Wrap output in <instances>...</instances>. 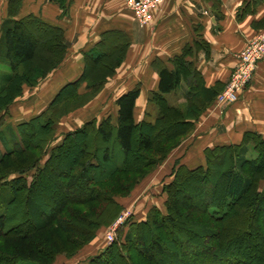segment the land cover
<instances>
[{
  "label": "trees",
  "instance_id": "1",
  "mask_svg": "<svg viewBox=\"0 0 264 264\" xmlns=\"http://www.w3.org/2000/svg\"><path fill=\"white\" fill-rule=\"evenodd\" d=\"M22 1L8 0L7 17L0 23V60L6 67L0 73L5 78L0 111L22 95L25 85H35L55 69L68 48L63 27L32 13L17 17ZM50 1L61 9L59 18L68 15L72 0ZM253 26L264 27V16ZM109 37L114 40L108 44ZM129 45L130 37L122 30L101 32L94 45L82 51L78 77L64 83L46 108L17 124L19 144L5 147L6 142L2 143L0 187L5 185L9 194L0 205V263L27 259L51 264L60 254L75 255L123 209L119 199L129 196L193 131L224 86L220 81L205 86L201 73L187 58L192 52L187 44L169 59L172 68L155 64L157 88L148 95V102L157 109L153 120L147 118L150 112L139 121L134 119L140 91L136 85L116 98L114 119L110 115L89 119L50 146L59 118L100 91L115 74ZM194 47L209 50L205 41L195 42ZM181 81L189 96L184 106L172 105L165 95ZM82 85L86 91L80 92ZM250 145L255 155L248 157ZM34 150H39L37 158ZM203 154L204 165L188 167L176 161L172 179L162 185L163 209L152 205L142 219L129 216L123 224L124 236L85 264H194V256L201 253L210 254L218 264H264V251L257 257L245 253L249 236L255 232L252 221L264 204V136L247 130L239 143L206 147ZM120 157L123 162L118 161ZM65 163L68 171L62 173ZM34 167V175L27 180L23 174ZM12 173L16 176L6 178ZM44 178L58 188L48 209L41 193L35 195ZM188 185L195 188V197ZM70 191L78 195L69 197ZM159 256L166 259L158 260Z\"/></svg>",
  "mask_w": 264,
  "mask_h": 264
},
{
  "label": "crops",
  "instance_id": "2",
  "mask_svg": "<svg viewBox=\"0 0 264 264\" xmlns=\"http://www.w3.org/2000/svg\"><path fill=\"white\" fill-rule=\"evenodd\" d=\"M7 2L0 0V23L7 17ZM60 12L50 0H23L17 15L32 13L65 30L68 42L65 58L45 77L56 78L57 85L50 90L78 77L83 64L82 51L91 48L101 32L122 30L130 37V45L105 88L114 102L121 93L139 86L133 111L135 121L149 112L148 95L157 88L159 78L155 64L172 68L169 59L180 54L188 44L192 52L187 58L201 73L205 86L220 81L224 88L236 63V53L264 32V27L253 26L254 21L264 16V0H163L143 26L127 9L125 0H72L68 15L59 18ZM201 41L209 45L208 52L194 47L195 42ZM188 96L189 90L183 81L165 95L170 104L179 106L185 105ZM38 98L39 94L33 100ZM247 130L264 136V57L237 101L224 105L214 100L197 119L193 131L129 196L119 201L133 209L138 219L144 218L152 205L162 209L165 199L162 185L172 179L171 170L176 161L188 167L204 165V148L239 143Z\"/></svg>",
  "mask_w": 264,
  "mask_h": 264
},
{
  "label": "rangeland",
  "instance_id": "3",
  "mask_svg": "<svg viewBox=\"0 0 264 264\" xmlns=\"http://www.w3.org/2000/svg\"><path fill=\"white\" fill-rule=\"evenodd\" d=\"M110 40H114V39L112 37H109L108 44L110 43ZM108 44H105V45L108 46ZM2 50H3V47L0 42V59H3ZM263 57L264 56H262L257 61L256 68H257L258 62ZM1 63L2 61L0 60V73L3 74L4 72H6L5 71L6 67L1 66ZM255 70L251 78H253ZM4 79L5 78H0V87L5 83ZM54 80H56V78H41V79L39 78L35 85L33 86L25 85L23 87L22 95L17 97L6 109H2L0 111V152L3 150V147H4L2 145L3 142L4 143L6 142L5 147L7 146L13 147L15 144H19L20 140H19V135H18L17 128H16L17 124L27 120V117L29 119L31 116L39 113V110H43L50 103V101L52 100V98L54 97L58 89L63 85V84H60V85L58 84L59 87L55 88L54 91H51L50 88H54V85H57V82ZM107 82L104 83L100 91L97 94H95L93 98L88 100L85 103V105H81L77 107L76 109L71 110L68 113L62 115L59 118V120L55 124V133H56L55 136L56 137L51 142L50 146H52V144L61 142V139L63 138V134L69 130H73L72 128L76 127L75 125H79V124L81 125L83 122L89 119H92V118L101 120L103 117L107 115H110L113 119L115 118V114H116L115 106H117L115 103L116 98L114 99V102H113V99H112L113 96L111 97L108 96L107 94L108 90L105 88ZM79 91L80 92L86 91L85 85H82L81 87H79ZM47 92H50L49 95L47 94ZM37 94H39V98L37 101H34L35 100L34 98L37 97ZM24 109L25 111L23 112ZM148 111L151 113V115L147 116V118L150 120H153L157 115V109L152 102L149 103ZM21 119H25V120L21 121ZM80 139H83V137H80ZM249 147L250 149L248 150L246 156L248 157L254 156L255 152L253 151L251 145ZM33 154L37 158V156H39V150H34ZM114 156L115 155L113 153V158H115ZM46 157L47 156L45 154L42 157V160L40 162L42 163V161ZM118 161L123 162V159L120 157ZM38 165H39V159H38ZM61 170H62V173H66L68 171V164L65 163L61 167ZM35 171H36V167L30 168L23 175L25 176L27 180H30L32 176L34 175ZM15 176L16 174L12 173L8 175L6 178H12ZM41 183L42 184L37 185V188L35 191L36 194L35 193L34 194L39 196V192L41 193L40 195L41 197H43L42 199H44V207H47L46 209H48L49 208L48 206H50L52 203V202L49 203V201H51L53 193L55 195L54 191L58 190V188L56 187L54 188L52 185L47 183V181H45V178L43 179ZM188 188L192 189V192H193L192 195L195 197L196 190L195 188H193V185H188ZM59 190L61 189L59 188ZM8 194H9V189H7L5 185H2L0 187V205L2 204L1 201L3 202L4 200V196H8ZM77 195H78L77 192L70 191L69 197H75ZM2 196L3 198H1ZM23 199L24 198H22L21 200ZM126 206L123 205V209L120 210V212L117 214L115 219H113L109 225L100 227L97 230L95 236L88 243L81 246L75 255L68 258L60 254L55 258V260L51 264H76V262L78 261H79L78 264L79 263L85 264L87 263V260L90 256H93L94 254L101 251L105 246L110 244V242H112L114 239H120L122 236H124L126 226H123V224L127 221L128 217L131 216L133 219H136V218L138 219V216L137 217L135 216L133 209H131L130 207L128 208ZM162 209H163V206H162ZM124 211H127L130 214L127 217H124V218L122 217L123 219L117 220V218L121 216ZM252 222L254 223L253 228H255V232L253 235L249 236L248 243H247L248 245L246 247L247 251L244 250L243 252L246 251L245 252L246 254L257 257L261 255L264 251V204L261 205L257 209L256 217L253 219ZM110 227L114 228V236H113L112 241L107 240V237H106L107 231L110 229ZM24 228H25L24 230H27L28 225L26 224ZM233 255H234V258L237 257L236 254H233ZM242 256H244V254ZM160 258L166 259L165 256L163 257L159 256L158 260ZM82 259H84V261ZM194 260H195L194 264H218L217 261L213 258V256H211L208 253L206 254L201 253L199 255H196L194 256ZM0 264H3V263H0ZM13 264H38V263L33 260L22 259V260H16ZM164 264H169V263L168 261H166Z\"/></svg>",
  "mask_w": 264,
  "mask_h": 264
},
{
  "label": "built area",
  "instance_id": "4",
  "mask_svg": "<svg viewBox=\"0 0 264 264\" xmlns=\"http://www.w3.org/2000/svg\"><path fill=\"white\" fill-rule=\"evenodd\" d=\"M163 0H125L127 9L140 26L149 21L151 11L157 8ZM264 56V32H260L249 40L244 48L236 53V63L230 73L225 87L217 94L215 101L220 104H231L238 100L242 90L250 82L257 61ZM130 213L124 211L117 220L127 217ZM123 217V218H122ZM114 228L107 231V240L112 241Z\"/></svg>",
  "mask_w": 264,
  "mask_h": 264
}]
</instances>
